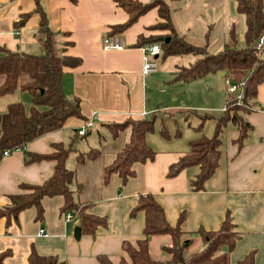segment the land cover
<instances>
[{
	"label": "crops",
	"instance_id": "obj_1",
	"mask_svg": "<svg viewBox=\"0 0 264 264\" xmlns=\"http://www.w3.org/2000/svg\"><path fill=\"white\" fill-rule=\"evenodd\" d=\"M138 1L148 3L151 0ZM165 2L176 32L193 45H207L210 53L221 49L228 27L239 20L233 0ZM40 5L48 17L50 31L60 36L64 54L81 60L79 66L63 69L62 86L66 97L79 99L82 118H69L60 130L45 134L26 144L23 150L12 151L3 157L0 208L10 204L11 196L21 193V184L40 185L53 173L54 162L44 160L25 164V153L46 155L54 151L52 145L61 143L65 146L72 142L75 152L66 161V167L74 171L75 178L70 189L77 202L91 205L87 213L106 217L107 226L98 228L94 236L81 234L80 239L75 240L73 232L78 219H65V214L60 212L61 197L44 198L41 220H36L33 208L20 212L8 223L0 219V252H11L4 264H28L32 248L39 255L55 256L64 264H98V255H106L112 264H118L120 257L125 256L122 242L143 238L144 214L139 212L130 217L129 213L137 196L146 193L161 206L170 226L176 225L182 211L186 212L183 238L188 237L192 244L198 242L201 248L203 242L196 232L199 229L216 231L229 212L241 235L230 253V264H238L251 251H254V264H264V82L257 89L256 107L245 116V122L252 130L244 147L237 151L233 144L237 133L229 127L219 166L202 191H193L189 186L190 180L199 172L198 167L184 169L171 178L167 176L168 167L187 152L188 142L200 136L194 129L197 124L191 126V133L185 137L180 134L159 140L148 134L146 142L156 151L154 160L134 164V176L126 184L122 185L119 177L113 174L104 185V167L112 163L128 139L125 132L113 138L107 125L122 123L126 118L145 119L149 113L155 115L148 98V86L156 88L158 84L153 82L158 78L149 76L153 73H142L146 46L136 47L135 44L140 35H163L161 31L149 30L160 21L157 10H149L120 34L123 49L105 50L102 41L110 27L127 20L126 13L112 0H40ZM35 8L34 0H0L1 47L26 54L43 52L38 35L40 17ZM23 15L29 17L21 23ZM237 26L242 40L245 25ZM218 74L221 77V73ZM15 101L28 107L30 98L27 93L0 98V113ZM196 101L186 109H203L207 105L199 103L203 101L202 97ZM94 115V128L84 136H78L77 130ZM210 129L211 126H204L202 134L208 136ZM92 131L98 137L91 136ZM89 149H98L100 155L77 165L76 154ZM154 237L149 238V252ZM168 240L170 246V238ZM169 246H162L161 250Z\"/></svg>",
	"mask_w": 264,
	"mask_h": 264
},
{
	"label": "trees",
	"instance_id": "obj_2",
	"mask_svg": "<svg viewBox=\"0 0 264 264\" xmlns=\"http://www.w3.org/2000/svg\"><path fill=\"white\" fill-rule=\"evenodd\" d=\"M36 2L35 13L39 15L41 54L12 52L0 46V98L27 93L30 101L26 107L21 101L9 103L0 113V163L5 151L23 150L29 142L54 131L60 130L69 118H82L80 101L76 97L68 98L63 92L62 77L64 68H75L81 60L64 54L60 36L52 33L48 27V17ZM127 15V20L110 27L107 36L122 34L149 10L156 8L159 22L149 27L151 31H165L166 35H150L137 38L136 47L158 44L163 59L183 55H193L195 61L188 66L177 67L170 82L190 83L208 74L224 72L231 84H242V97L239 105L233 94L226 95L225 108L220 118L213 119L207 114L196 115L198 124L194 127L200 133L196 139L188 142L187 152L172 163L167 170L168 177L177 176L190 167H198L199 172L190 180L193 191H202L205 182L212 177L219 166L224 146V137L229 127L237 136L233 140L237 151H241L249 137L251 127L245 122V116L254 110L257 104V89L264 82V47L258 48L259 39L264 33L263 0H233L235 11L244 17L245 30L240 40L238 26L232 22L227 29L226 39L216 54L203 47L193 45L180 36L172 23L171 11L165 0H151L141 3L138 0H112ZM29 15L21 16L20 22ZM242 41V43H240ZM154 117V115H153ZM214 120L211 136L202 134L204 122ZM113 138L120 133L128 134L122 149L111 164L103 169L102 183L107 185L110 177L116 174L122 185L134 176L133 166L154 160L156 151L146 142V136L154 132V120L126 118L122 123L107 125ZM164 139L170 137L165 128L159 131ZM178 135V134H177ZM54 151L39 155L25 153V164L40 161L54 162L52 175L40 185L21 184V193L10 197V204L0 208V219L8 223L22 211L33 208L36 220L43 218L44 198L61 197L62 214L71 213L78 219V227L84 236H94L96 230L107 226L104 216L87 213L90 204H80L74 197L70 186L74 183V171L66 167V161L75 152L73 143L52 145ZM100 155L98 149H89L77 153L75 162L83 164ZM144 214L143 238L134 242L123 241L121 249L125 256L118 264H230V253L241 238L236 231L232 217L226 213L216 231L199 229L196 233L203 242L200 250L188 252L192 240L183 238V222L186 212L182 211L175 226H170L161 206L150 193L139 194L130 217ZM168 236L171 245L162 250L169 256L167 260L156 261L149 252V238ZM10 251L0 252V264L10 256ZM28 264H64L55 256H41L33 248L30 250ZM98 264H112L106 255L97 256ZM238 264H254V251L249 252Z\"/></svg>",
	"mask_w": 264,
	"mask_h": 264
},
{
	"label": "rangeland",
	"instance_id": "obj_3",
	"mask_svg": "<svg viewBox=\"0 0 264 264\" xmlns=\"http://www.w3.org/2000/svg\"><path fill=\"white\" fill-rule=\"evenodd\" d=\"M242 17L243 16L239 15V20L237 19L236 21L239 26H244ZM162 32L163 35L167 33L165 31ZM240 43H242V41H240ZM218 51L219 49L217 51H212L211 54H216ZM194 58L195 57L190 54L168 57L165 59H163L161 55L157 57V69L153 72V75L149 76H157L158 81H154L153 83L158 84V86L156 88L153 87V85L148 86V98L150 99L151 107L155 111V115L153 117V114L149 113L145 118L147 120H154V132L150 134L154 135L152 137L163 140L164 138L159 134L162 128H165L170 136L176 135L178 137L182 134L185 137L187 133H191V126L198 124L196 115L207 114L210 117L217 118L223 114L224 95L225 92H227V87L230 86L231 83L227 81V79L224 80L221 78L218 73H215L216 75L208 74L209 76L207 75V77H202L190 83L170 82L172 79L171 75L176 71V67H186L195 61ZM189 87H191L190 92L188 91ZM201 97L203 101L199 103H205L208 106L204 105L203 109H186L189 104L196 103V99L201 100ZM206 125L211 126L208 132V136H211L214 129V122H212V119L206 120L203 128L204 126L206 127ZM93 135L97 136L95 131L91 132V136ZM100 136L103 135L101 134ZM81 140H83V138ZM86 140H88L87 136ZM168 239L167 236L154 237L153 240L150 239L152 240L150 244V255L152 259L156 261L168 259V254L161 250L162 246H169ZM197 243L198 242L195 241L191 247H189L188 252L200 250L201 247L198 246Z\"/></svg>",
	"mask_w": 264,
	"mask_h": 264
},
{
	"label": "built area",
	"instance_id": "obj_4",
	"mask_svg": "<svg viewBox=\"0 0 264 264\" xmlns=\"http://www.w3.org/2000/svg\"><path fill=\"white\" fill-rule=\"evenodd\" d=\"M258 48L264 47V33L261 36V38L258 41L257 44ZM102 48L103 49H113V50H121L123 49V42L122 37L120 34L112 35V36H106L104 37L102 41ZM160 53L159 45L158 44H152L148 45L143 49V58H142V73L143 74H149L153 73L157 69V58ZM227 81H229L227 79ZM230 82V81H229ZM231 83V82H230ZM227 93L233 94L236 104L239 105L241 102L242 97V84L239 86H235L231 84L227 87ZM95 115L91 118L87 119L83 125L80 127L79 130H77L78 136H84L87 131L91 130L95 126ZM11 151H5L3 153V157L7 156ZM66 220H71L73 215L71 213H66L64 215Z\"/></svg>",
	"mask_w": 264,
	"mask_h": 264
},
{
	"label": "water",
	"instance_id": "obj_5",
	"mask_svg": "<svg viewBox=\"0 0 264 264\" xmlns=\"http://www.w3.org/2000/svg\"><path fill=\"white\" fill-rule=\"evenodd\" d=\"M225 75L226 74L224 72L221 73V77H225ZM80 236H81V229H80V227L77 226L74 228L73 237L75 240H79Z\"/></svg>",
	"mask_w": 264,
	"mask_h": 264
}]
</instances>
